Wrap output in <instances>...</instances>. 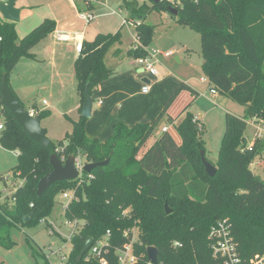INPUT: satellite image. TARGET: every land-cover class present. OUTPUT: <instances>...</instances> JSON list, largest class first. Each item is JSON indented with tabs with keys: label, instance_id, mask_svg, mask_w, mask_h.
<instances>
[{
	"label": "trees",
	"instance_id": "trees-1",
	"mask_svg": "<svg viewBox=\"0 0 264 264\" xmlns=\"http://www.w3.org/2000/svg\"><path fill=\"white\" fill-rule=\"evenodd\" d=\"M149 1L138 5L135 0H122L129 20H137L135 36L139 44L128 54H146L153 34V26L145 22L147 14L177 9L173 19L200 33L202 69L210 87L244 107L242 116L225 114V130L213 164L215 174L205 172L200 158V150L205 156L199 136L201 126L191 114L176 126L180 142L167 130L137 156L168 104L151 123H115L104 141L86 135L88 118L80 115L85 89L93 97L99 84L114 73L113 66L106 63V54L121 42L120 30L97 33L93 39L82 41L74 59L79 116L69 117L71 129L62 139L40 146L0 104V146L17 154L10 178L6 180L0 174V183L11 192L3 195L0 189V244L11 245V226L35 225L51 213L59 193L71 190L74 195L63 215L75 220L77 229L70 237L66 264H98L97 260L87 263L76 258L88 237L96 241L107 233L108 252L98 257L115 264L114 252L130 242L132 230L133 251L138 258L135 264H148V246L159 251L157 264H222L224 257L214 254L215 238L210 236L211 226L220 220L229 224L238 264H250L256 257L264 264V166H260L261 176L250 167L252 162L264 161V132L254 138L252 146L245 136L248 120L264 128V0ZM55 26L53 19L45 18L19 38L14 22L1 21L0 81L5 74L8 82L21 57L34 58L31 49ZM113 53L117 56L120 50L115 48ZM181 88L190 89L184 83ZM30 110L36 112L35 116L49 113ZM53 153L61 161L73 155L85 157L86 162L108 159V163L76 179L55 182L38 197L37 182L52 170L49 157ZM165 203L171 209L168 214Z\"/></svg>",
	"mask_w": 264,
	"mask_h": 264
},
{
	"label": "rangeland",
	"instance_id": "rangeland-1",
	"mask_svg": "<svg viewBox=\"0 0 264 264\" xmlns=\"http://www.w3.org/2000/svg\"><path fill=\"white\" fill-rule=\"evenodd\" d=\"M26 1L31 3L30 5L32 7L23 11L22 23L27 21L31 23L34 19H37L38 22H36L34 26L38 25L44 17H50L56 21L58 20L59 25L66 23V27L72 26L75 29H82L83 27L96 24L100 25L105 32L111 29L110 27L113 22L114 24L120 23L117 28L121 27V42L118 45H114V47L107 52L106 63L109 65L116 62L120 63L118 70L124 72L145 71L143 67H138L135 64V59L137 57L128 54V50L135 48L136 34L133 24H123L122 19H129L130 16L128 11L122 7V0H90L92 5H94L91 8L86 7L87 0H75L77 6L74 8H72L69 0H62L64 2L62 7L54 6L51 4L50 0ZM170 1L175 3L180 2V0ZM144 2L150 3L149 0H135V3L138 5ZM80 13L86 15L91 14L92 19L89 22L81 20L79 18ZM26 16H29L27 21L24 20ZM132 21L136 23L137 20ZM145 22L153 26V34L150 44L148 45L149 51L156 50L164 52L172 50L173 52L169 57L157 55L158 62L156 63V68L158 72L164 74L168 71H172L181 75L185 78H183L185 83H189L198 90L199 95L190 102L193 96L189 89L183 88L176 90V94L167 105L156 130L141 146L137 156L140 157L151 146L164 126L169 128L170 133L180 142V137L176 132V126L188 114H191L194 118H197L196 120L199 126H201L199 136L203 140L205 146V157L207 161L214 164L217 160L218 150L225 130V114L231 113L236 116H242L244 114V107L235 99L219 91H217L216 97H212L211 88L208 87L209 82L202 69L204 59L201 49L200 33L197 29L178 23L173 19V15L169 11H164L162 13H157L155 11L150 12L147 14ZM19 23L21 24V18L18 24ZM21 33L22 32H19V37H22ZM70 45L74 52L72 51L70 56L63 59V67L66 72V78H68V83L71 82L75 84V75L71 59L73 58L72 55L76 54V51L73 45ZM115 48L120 49V53H118L117 56L113 53ZM176 56H179L180 60H177ZM32 64L33 62L25 63L22 61L21 65L17 63L16 67L10 72L8 78V82L11 84H16L18 87L21 86V97L26 99L23 104L26 110H30L32 103L37 102L39 104L42 99L46 98V90L43 88L46 82L38 83L34 80L41 75L42 66L38 63L37 66L39 69L36 70ZM202 78L205 79L206 82H203ZM200 85L205 89L204 92L203 89L200 88ZM135 89H137L136 86ZM70 90L68 86V93ZM74 91L77 94L75 85L73 86V92ZM64 109H66V106H64ZM37 112H41V110H37ZM169 114L172 116L171 119L169 118ZM49 115L50 113H48L44 119L49 117ZM71 116L72 113L66 114L60 112L59 115L53 113L51 119L48 120L50 122L48 126L46 125V121H41L40 125L42 128L46 129L48 139L51 141L62 139L67 132H65V128H63L66 126L61 125L71 124L69 120ZM247 123L245 136L249 143L254 136L256 130L255 126L257 125L262 128V125L260 123L256 124L251 120H248ZM2 124L3 117L0 116V125ZM103 137L106 139V136ZM80 159L82 162H86L85 157H81ZM16 162V153L0 146V174H3L5 177L9 174L10 178L11 169L15 166ZM260 166H264L263 160L259 164H257L256 161L253 162L251 168L256 174L261 176L262 172ZM0 189L3 190L2 183H0ZM4 194L5 192L3 191V195ZM67 201L68 200L63 198L61 193H59L55 198L54 208L51 213L42 218L35 225L24 227L20 225L11 226L9 230L11 245L4 246L0 244V264H66L71 249L70 234L73 231V223L66 222L62 211ZM51 225L54 226L52 234L49 233L50 228H52Z\"/></svg>",
	"mask_w": 264,
	"mask_h": 264
},
{
	"label": "crops",
	"instance_id": "crops-1",
	"mask_svg": "<svg viewBox=\"0 0 264 264\" xmlns=\"http://www.w3.org/2000/svg\"><path fill=\"white\" fill-rule=\"evenodd\" d=\"M50 2L57 7H62L64 5L62 0H50ZM69 2L72 8L77 6L75 0H69ZM86 3L87 8L94 6L90 0H87ZM30 4L31 3H28L26 0H15V6L20 10L19 20L21 18V24H18L19 21L15 22V29L18 37L20 36L19 32H22L21 36L23 37L26 33L37 26H34L36 22H38L37 19H34V21L31 23L27 21L29 16L24 18V20L27 22L22 23V13L23 11H26L32 7ZM45 18L50 17H44L40 22H42ZM1 21H4V19L0 14V22ZM55 23V30L31 49L34 58L32 59L25 57L19 59V62H17L20 63V65L21 61L25 63L33 62L32 66L36 70L39 69L37 66L38 63L42 66L41 75H39V77L34 80L38 83L46 82L43 87L46 90V98L42 99L39 104L37 102H31L32 107L30 109L48 111L50 113L49 117L45 119L43 117L41 119V121H46L47 126L50 124L48 120L51 119L53 113L58 115L60 112L66 114L72 113L70 118H77L79 116L78 108L80 106V98L78 93L76 94L75 91L73 92L74 85L76 88V80L75 84L71 82L68 83V78H66V72L63 67V59L67 56H70V53L73 51V48L70 44L73 45L76 51V54H73V58L71 59L73 66L74 59L78 55L79 47L83 40H91L97 33H115L117 30L121 31V27L117 28L120 23L114 24V22L111 24V29L106 32L100 25L96 24L83 27L82 29H75L72 26L66 27V23L59 25L58 20H55ZM104 23L107 24L106 22ZM58 34H64L66 38L57 39ZM148 48L149 47L147 46V49ZM176 59L180 60V57L176 56ZM119 64L120 63L116 62L111 65L113 66L114 73L112 76L99 84L97 91L92 97L93 105L91 116L88 118L85 124V133L89 138H97L100 141H104L105 137L103 136H106L107 138L112 133L113 125L118 122L127 126H132L135 123L153 122L162 109L167 104H169L181 83L189 86V88L195 92V97L199 95V92L196 88L183 81L184 77L172 71H168L164 74L158 72L156 76H151L146 71L124 72L118 70ZM202 81L206 82L203 78ZM144 84L149 85V90L146 93H143L141 90ZM9 85L22 104H24L26 99L21 97V86L19 85L20 87H18L16 84L13 85L10 82ZM68 86L71 89L69 93ZM135 86L137 89H135ZM208 87L211 88L209 84ZM200 88L203 89V92L205 91L202 85H200ZM211 94L212 97H216L217 91L216 93L211 92ZM195 97H193L190 102H192ZM99 101L101 103H99ZM64 106H66V109H64ZM169 118H172L170 114ZM64 125L66 126L63 127L65 128V132H69L71 129V124L68 123L61 126ZM2 191L5 192L4 195L11 193L6 187H3Z\"/></svg>",
	"mask_w": 264,
	"mask_h": 264
},
{
	"label": "water",
	"instance_id": "water-1",
	"mask_svg": "<svg viewBox=\"0 0 264 264\" xmlns=\"http://www.w3.org/2000/svg\"><path fill=\"white\" fill-rule=\"evenodd\" d=\"M155 3L160 0H153ZM168 11L175 15L177 13V9L169 8ZM19 13L20 10L15 6V0H6L0 1V14L3 19L10 22H18L19 21ZM0 104L6 108L14 117L18 125L26 132L29 138L35 142H37L40 146L46 147L51 142L48 139L46 133V129L42 128L40 125L42 115L31 116L29 111L26 110L15 98L13 95L11 88L7 82L5 74L1 76L0 81ZM93 100L92 97L88 94L87 88L84 92V103L82 105V109L80 115L86 118L91 116L92 112ZM200 158L202 164L204 165L205 172L209 176H213L216 172V167L207 161L204 156L203 150H200ZM74 156H68L64 161H61L56 153H53L49 157V163L52 166V170L42 176L38 182L36 187V195L40 197L52 184L59 181H69L76 179L78 176V171L75 167ZM108 163V159L100 162H85L83 165V171L89 173L93 168L97 166L106 165ZM165 213L168 214L171 212V209L168 205L164 204ZM93 239L88 237L80 252L77 255V260H81L83 254L92 244ZM147 253V261L150 264H157L159 251L157 248L153 246H148L146 248Z\"/></svg>",
	"mask_w": 264,
	"mask_h": 264
},
{
	"label": "built area",
	"instance_id": "built-area-1",
	"mask_svg": "<svg viewBox=\"0 0 264 264\" xmlns=\"http://www.w3.org/2000/svg\"><path fill=\"white\" fill-rule=\"evenodd\" d=\"M79 17L82 20H85L86 22H89L92 19V15L91 14H83L80 13ZM123 24H127V25H134L135 23L127 18H123ZM58 39H65L66 36L64 34H58L57 35ZM135 47L138 46V39L135 36ZM80 48V47H79ZM161 54L163 57H169L173 54L172 51H168V52H160V51H156V50H152L149 51V49H147L146 54L144 56H140L137 57L135 59V64L138 67H143V69L151 76H156L158 74V70L156 68V63L158 62L157 60V55ZM143 93L148 92L149 90V85L148 84H144L141 88ZM211 92L212 93H216L215 89L211 88ZM99 103H101L99 101ZM29 114L31 116H35L36 112H34L33 110H29ZM196 119V118H195ZM2 128V125H0V129ZM256 130L254 133L253 138L250 140V142L248 143L249 146H252L253 140L256 137H261L262 133L264 132V128L259 127V126H255ZM168 128L167 127H163L162 128V132L167 131ZM75 159V167L78 171V176L80 177V175H82L83 171V165L85 162L81 161V157L80 156H76L74 157ZM65 159H63L62 161H64ZM253 162L250 164V167H252ZM6 180L9 179V174L8 176L5 177ZM62 197L67 199L68 201H70L73 198V191L71 190H65L61 193ZM67 201V203H68ZM66 205L63 206L62 211L65 210ZM67 223H73V231L70 234L71 235L76 231L77 227H76V222L75 220H67L65 219ZM52 228H50L49 233L52 234L54 231V226L51 225ZM131 232V231H130ZM129 234V230L125 231V235ZM108 236L109 234L107 233L104 237L92 242V244L90 245V247L86 250V252L83 254L82 258L84 259L85 262L90 263L93 260H97L98 264H107V261L105 258L103 257H98L101 253H107L108 249H107V245H108ZM210 236L215 238V243L213 244V252L216 255H220L222 257H224V262L222 264H238L239 263V258L237 257V253H236V246L235 243L233 242L232 238L230 237L229 234V224L227 223L226 220H220L218 222H216L214 225L211 226L210 228ZM135 240V231L132 230L131 233V240L128 244H125L123 247L118 248L115 250V255H116V263L115 264H135L138 260L136 254L133 251V245L132 242ZM175 246H178L179 243L178 242H174L173 243ZM262 261V258H258L256 257L255 259L250 261V264H260V262ZM148 264H150L148 262Z\"/></svg>",
	"mask_w": 264,
	"mask_h": 264
}]
</instances>
